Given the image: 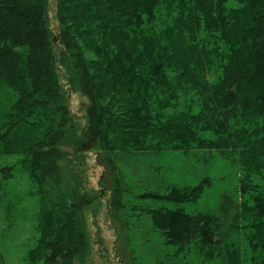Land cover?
I'll list each match as a JSON object with an SVG mask.
<instances>
[{"label":"trees","instance_id":"trees-1","mask_svg":"<svg viewBox=\"0 0 264 264\" xmlns=\"http://www.w3.org/2000/svg\"><path fill=\"white\" fill-rule=\"evenodd\" d=\"M49 2L0 0V93L11 90L0 105V193L22 175L40 192L30 264H85L90 252L85 187L63 189L74 141L65 86L88 100L83 138L93 148L216 151L238 165L243 176L215 211L149 214L172 255L264 264V0H58V45ZM104 164L115 177L109 153ZM211 185L205 175L146 196L193 203Z\"/></svg>","mask_w":264,"mask_h":264},{"label":"rangeland","instance_id":"rangeland-1","mask_svg":"<svg viewBox=\"0 0 264 264\" xmlns=\"http://www.w3.org/2000/svg\"><path fill=\"white\" fill-rule=\"evenodd\" d=\"M57 9L58 0H50L51 28L56 45L59 37ZM87 53L94 59L91 52ZM65 89L73 124L69 136L74 141L64 146L70 153L73 169H66L63 189L69 194L75 183L85 187L79 198L91 244L85 264H159L166 259H170L166 264H199L193 254L172 255L175 247L166 245L161 233L155 230L149 209L180 206L191 213L215 211L221 194L237 188L243 171L216 151L212 154L207 151L148 153L119 150L110 153L102 152L100 147L93 148L91 141L83 138L88 100L68 86ZM10 91L2 90L0 105L9 102L5 97ZM106 153L117 165L115 177L104 164ZM10 160H16V157ZM205 175L212 178V185L197 202L178 205L146 196L166 194L174 185L179 188L194 186ZM115 178L121 191V203L116 210L112 207L111 195ZM253 181L259 182L260 177L254 176ZM41 207L40 192L25 175L10 180L1 191L0 264H30L29 252L39 238ZM189 257H195L193 262Z\"/></svg>","mask_w":264,"mask_h":264},{"label":"water","instance_id":"water-1","mask_svg":"<svg viewBox=\"0 0 264 264\" xmlns=\"http://www.w3.org/2000/svg\"><path fill=\"white\" fill-rule=\"evenodd\" d=\"M91 147V146H90Z\"/></svg>","mask_w":264,"mask_h":264}]
</instances>
